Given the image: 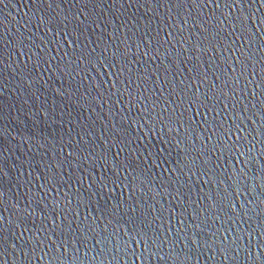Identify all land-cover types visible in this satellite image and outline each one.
I'll list each match as a JSON object with an SVG mask.
<instances>
[{
	"label": "water",
	"instance_id": "1",
	"mask_svg": "<svg viewBox=\"0 0 264 264\" xmlns=\"http://www.w3.org/2000/svg\"><path fill=\"white\" fill-rule=\"evenodd\" d=\"M0 264H264V0H0Z\"/></svg>",
	"mask_w": 264,
	"mask_h": 264
}]
</instances>
